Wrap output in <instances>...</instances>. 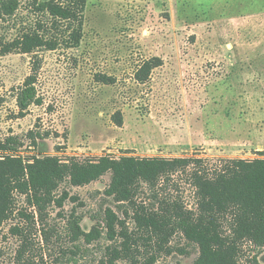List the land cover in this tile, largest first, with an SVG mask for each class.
<instances>
[{
    "label": "rangeland",
    "instance_id": "rangeland-1",
    "mask_svg": "<svg viewBox=\"0 0 264 264\" xmlns=\"http://www.w3.org/2000/svg\"><path fill=\"white\" fill-rule=\"evenodd\" d=\"M87 1L80 47L38 52L43 105L25 117L16 95L33 56L0 54V141L16 136L24 144L37 264H201L186 227L187 213L199 210L194 167L213 172L232 160L264 159V0ZM22 3L13 19L0 20V47L40 19ZM154 57L163 65L137 82L138 68ZM30 131L45 136L36 147ZM104 158L138 162L131 201L107 194L113 170L91 179L90 164ZM192 158L200 163L179 168ZM136 206L147 209L152 236L139 230ZM19 222L0 231V264L15 261L20 241L10 229ZM120 222L132 236L129 257ZM240 264H264V247L244 242Z\"/></svg>",
    "mask_w": 264,
    "mask_h": 264
},
{
    "label": "trees",
    "instance_id": "trees-1",
    "mask_svg": "<svg viewBox=\"0 0 264 264\" xmlns=\"http://www.w3.org/2000/svg\"><path fill=\"white\" fill-rule=\"evenodd\" d=\"M87 2L27 0L30 9L40 19L34 26L24 28L11 41L1 44L0 54L3 56L11 53L33 56L32 72L16 95L20 117H25L31 106L43 105L36 86L41 69L38 52L80 47ZM22 5V0H0V20L13 19ZM162 65L163 60L158 57L144 61L135 74V80L145 84L152 72ZM98 81L107 85L116 83L113 77L107 75H99ZM114 121L118 126H123L121 112L114 115ZM28 137L34 147L45 138L36 131H30ZM23 146V142L16 136L0 141V231L11 220L20 221L10 229L11 234L20 241L12 264H37L34 234L39 231H36L32 182L25 159L19 154ZM197 162L200 163V160L181 159L178 166L185 171ZM109 170H113V181L107 194L114 195L120 201H131L140 176L138 162L132 158H124L119 162L104 158L98 164L89 166L93 180ZM190 176L197 188L199 210L198 213H187L186 227L189 237L199 247L201 264H240L241 249L246 241L264 247V159L232 160L213 172L200 165L194 167ZM133 210L139 230L151 235L147 209L136 206ZM108 221V234H112L113 238L116 236L117 219L111 212ZM225 225L230 227L229 234L225 231ZM120 226V234L125 240L124 252L128 256L132 251L129 243L132 236L122 222ZM147 241L151 245L152 237ZM120 254L121 251H115L116 257L120 258Z\"/></svg>",
    "mask_w": 264,
    "mask_h": 264
}]
</instances>
